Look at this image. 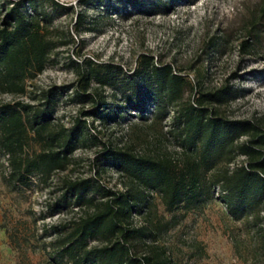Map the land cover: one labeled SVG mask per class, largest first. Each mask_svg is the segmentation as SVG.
<instances>
[{"label":"rangeland","instance_id":"rangeland-1","mask_svg":"<svg viewBox=\"0 0 264 264\" xmlns=\"http://www.w3.org/2000/svg\"><path fill=\"white\" fill-rule=\"evenodd\" d=\"M55 1L60 6L51 0L40 5L48 19L43 21L46 34L55 42L51 59L26 80L25 93L0 90V104L20 100L36 105L49 87L68 84V90L56 96L49 129L70 127L80 116L86 121V142L77 144L65 168L47 177L32 173L19 178L12 174V156L3 149L0 137V264H59L49 244L55 236L52 225L77 218L87 208L58 204L64 179L89 177L110 189L126 187L128 176L102 154L103 142L137 153L180 155V145L168 132L176 103H169L162 115H155L147 104V119L134 110L109 122L83 113L92 103L79 100L75 91L83 89L79 71L85 59L120 67L114 72V84L89 82L87 92L95 91L108 101L120 102L116 97L123 90L121 80L137 65L141 53H149L158 62L170 63L186 79L183 100L197 95L195 89L232 84L234 97L217 106L220 114L264 124L262 0H143L142 8L128 5L127 0H96L89 5L80 0ZM77 12L84 15L79 26ZM255 20L256 28L249 32ZM245 39L248 51L240 46ZM42 147V140L30 132L23 153ZM246 161L245 155L235 154L229 164ZM149 193L145 212L132 218L134 226L146 225L154 236L134 239L135 255L165 252L172 264H264V209L234 218L217 196V186L212 187L211 197L209 189L200 202L173 212L165 209L159 193Z\"/></svg>","mask_w":264,"mask_h":264},{"label":"trees","instance_id":"trees-1","mask_svg":"<svg viewBox=\"0 0 264 264\" xmlns=\"http://www.w3.org/2000/svg\"><path fill=\"white\" fill-rule=\"evenodd\" d=\"M55 6L60 3L51 0ZM96 4V0H80ZM128 5L144 7L143 0H127ZM42 0H0V90L23 94L26 80L43 70L51 59L55 42L45 31L46 13ZM264 14V0L260 7ZM77 12L75 23L83 22ZM258 20L248 27L251 32ZM257 35V31L255 32ZM248 51L249 42H240ZM80 69L83 89L75 93L79 100L92 103L83 111L105 122L114 121L121 112L137 111L148 118L147 104L162 115L169 103H176L168 132L180 145V155L137 153L130 148L103 142L102 154L113 166L128 176L122 190L110 189L91 178L64 179L58 204L65 207L86 206L77 218L52 225L54 238L49 244L59 264H172L161 252L133 253V240L154 236L146 225L134 226L133 215L145 212L150 193H159L166 210L173 212L202 200L213 186L236 218L242 213L264 209V124L252 119H230L220 114L218 105L234 97L232 84L224 83L207 90H194L191 100H183L187 83L170 63L158 62L149 53H141L137 65L122 79L119 101H108L95 91L87 92L95 79L102 86L116 83L114 72L121 70L111 63L100 65L85 59ZM117 68V69H116ZM69 85L51 86L38 104H0V137L4 150L11 154L12 174L27 178L32 173L44 177L63 169L77 144L86 142V121L76 117L70 127L49 129L56 96ZM118 93V94H119ZM122 95V96H121ZM124 100V104L121 102ZM32 132L43 142L38 152L23 153ZM245 136L244 139L240 138ZM240 140V141H239ZM235 154L247 157L245 163L230 166ZM257 216V215H256ZM92 240L97 243H91ZM163 250V249H162Z\"/></svg>","mask_w":264,"mask_h":264}]
</instances>
